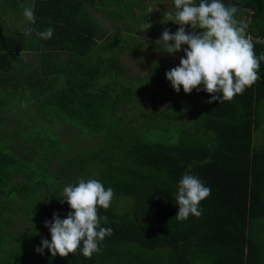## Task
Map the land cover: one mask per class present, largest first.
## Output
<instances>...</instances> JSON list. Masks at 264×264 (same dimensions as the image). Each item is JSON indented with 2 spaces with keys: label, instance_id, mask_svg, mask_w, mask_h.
Returning <instances> with one entry per match:
<instances>
[{
  "label": "trees",
  "instance_id": "16d2710c",
  "mask_svg": "<svg viewBox=\"0 0 264 264\" xmlns=\"http://www.w3.org/2000/svg\"><path fill=\"white\" fill-rule=\"evenodd\" d=\"M11 1L0 0V10ZM147 1L35 0L36 31L51 27L53 37L39 39L34 32L31 39L10 36L12 46L0 43V264H130L137 256L132 254L147 257L162 248H172L171 264H264V62L261 80L231 101L209 103L208 94L198 106L192 99L199 91L193 90L183 94L199 109L195 113L188 101L175 105L185 111L176 109L174 115L167 113L174 105L139 113L140 100L153 89L161 96L174 91L165 73L183 56V46L174 55L165 53L167 60L152 62L150 74L132 88L122 56L127 50L139 58L136 49L153 47L156 39L147 38L148 30L136 31L138 43L105 33L97 14L116 32L122 33L120 24L129 34L148 14ZM169 1L166 11H174ZM224 2L235 6V19L246 24L254 52L264 53V0ZM164 22L153 19L157 38L179 27ZM26 49L41 52L42 77L35 80L17 68L18 52ZM13 96L37 103L28 111L39 104L53 108L59 121L54 127L71 137L21 125L6 108ZM156 119L164 123L148 125ZM185 173L197 176L211 194L200 202L198 218L177 221L173 197ZM80 179H97L113 189L110 207L98 209V216L107 217L101 226L111 228V235L91 258L79 250L66 257H53L47 249L38 253L41 240H50L44 222L70 211L60 203L63 187Z\"/></svg>",
  "mask_w": 264,
  "mask_h": 264
},
{
  "label": "clouds",
  "instance_id": "9594fccd",
  "mask_svg": "<svg viewBox=\"0 0 264 264\" xmlns=\"http://www.w3.org/2000/svg\"><path fill=\"white\" fill-rule=\"evenodd\" d=\"M172 4L174 11H165L163 20L179 27L174 33L165 29L154 43L159 51L168 55H174L182 50V46H187L183 48L179 64L165 73L175 92L179 93L181 88L185 94L193 89L202 90L212 94L209 103H221L231 101L261 80L258 72L261 62H264V53L257 55L254 52L253 36L250 39L246 35V24L235 19V6L227 5L224 0H172ZM21 15L18 29L23 35L30 36L35 32L39 39L53 37L51 27L43 31L31 27L36 22L31 7L23 8ZM151 26V23L143 22L137 30L145 32ZM185 26L192 31L186 32ZM197 29L200 31H195ZM210 194V187L197 176L183 174L173 197L178 206L175 219L183 221L190 215L198 218L202 214L200 202ZM113 196V189L105 188L97 179H80L75 184L64 186L59 199L61 204H67L70 211L65 218L53 213L51 220L44 222L50 240H41L35 250L43 254L47 249L53 257L57 254L66 257L79 250L80 255L91 258L99 251L104 238L112 233L111 228L101 226L107 217L98 216V209L107 210Z\"/></svg>",
  "mask_w": 264,
  "mask_h": 264
},
{
  "label": "rangeland",
  "instance_id": "374dc122",
  "mask_svg": "<svg viewBox=\"0 0 264 264\" xmlns=\"http://www.w3.org/2000/svg\"><path fill=\"white\" fill-rule=\"evenodd\" d=\"M129 1H131V0H129ZM134 1H140V0H134ZM147 2H148V4H146L147 10L149 9L148 11L151 14L153 13V15H155L154 19H156V21L163 20L162 18L164 15V11L170 9V3L171 2L169 0H158V1L153 0L151 4H150V2H151L150 0H148ZM139 3L140 2H137V4H139ZM162 10H163V12H162ZM149 14H146L145 18L141 15L140 16L141 19H138L137 21H135L133 23L134 27H136V28L133 29V31H131L129 34H127L126 32L120 33V32L115 31L116 35L119 38H121V37L122 38H125V37L129 38L130 37L131 39H134L136 43H138V40L136 38L138 36L135 34V32L138 31L137 29L142 26V22L144 19H147L152 24L153 19L151 18V16ZM102 18H104V16H102ZM105 22H107L106 18H105ZM165 24H168V23H165ZM165 24L163 23V27L165 26ZM108 25L111 27L110 24H108ZM119 25L120 24H118V27L123 29V26H119ZM150 32H152V31L151 30L147 31V33H150ZM149 37L156 39V40L158 39L157 34L153 35V32H152V34H149ZM185 47H187V46L184 45L183 48H185ZM124 54L126 56H122V61H123L124 65L128 67L126 77L131 80L130 86L132 88H133V86L138 85L137 80L141 79L142 77H147L150 74L149 69L152 66V62L167 60V58H168L165 55V53H163L162 51H159L157 49L156 45L153 47L149 46V47H147L146 50L143 48H141V50L136 49V54L140 55L139 56L140 59L130 57L129 56L130 54L127 52V50H125ZM178 64H179V60L177 61L176 64H173V65H174V67H176ZM173 65L169 66V70L173 68ZM148 81L149 80H147V83H148ZM198 87L202 88V86H198ZM156 90L157 89H153V91L151 93V95L154 94V95H152L153 97L151 95H147L140 100L141 105L138 106V109H137L139 113H150L152 110H157V111L163 112V111L167 110V108L169 106H172V105H174V107L172 109H170L169 111H167V113L168 112L172 113L171 115H174V112L176 111V109H178V110L181 109V110L185 111V109L176 107L177 105H181V103H183V101H188V102L190 101V97L188 98V100H186V97H188V96L183 94L184 92H183L182 88H181V91L179 93L170 90L171 92L166 93L163 96H161L160 93H156ZM193 90L195 91L196 89H193ZM4 93H5V90H4ZM172 93L175 94L174 97H173ZM207 95H208V93L201 90V91H199L198 95H196L192 99V101L194 103L198 104V106H203L204 100H205ZM12 99L13 100L15 99V101L12 103V105H10L6 108L8 110H10L9 113L11 115L14 114V117L17 119L18 122L19 121L21 122V125L22 124L23 125H34L36 130L40 129V128L47 127L50 132L54 128L55 132L57 131L58 134H60V133L62 134L61 136L66 137V138L71 137V134H69V131H67V133L64 135L65 132L62 131L63 130L62 128L58 130L56 127H54L57 124H59V121H58L57 117L53 116V113H55L53 108L50 109L47 107H42L39 104V109H37V111H35V110L28 111L26 107H28V108L31 107L33 109L38 108L37 103L36 104L31 103L26 98H24L25 101L21 103L18 100L19 97H16V96H13ZM176 100H178L177 104H176ZM194 103L189 102V104H190L189 106H191V108H192V106H194ZM192 110H193V113H195L199 109L192 108ZM16 115H17V117H16ZM34 116H38V117H40V119H37V117L33 118ZM41 119H44V121H43V125L40 127L37 125V123H41L42 122ZM158 119H160V118H158ZM158 119H156V121H154L155 119L154 120H147V123L150 126H152V125L156 126L157 124H163L164 123L163 120H158ZM62 122H65V124L66 123L69 124V123H71V120L70 121L64 120ZM63 127H66V126H63ZM259 136H260V134H259V132H257L255 135V141L256 142L259 141ZM150 139L156 140L157 138L155 135H151ZM154 252L155 251H149L148 254H152ZM163 253L168 257L174 258V256L171 254L172 248L166 249L165 251H163Z\"/></svg>",
  "mask_w": 264,
  "mask_h": 264
},
{
  "label": "crops",
  "instance_id": "0c3cea01",
  "mask_svg": "<svg viewBox=\"0 0 264 264\" xmlns=\"http://www.w3.org/2000/svg\"><path fill=\"white\" fill-rule=\"evenodd\" d=\"M11 4H8L4 6L5 8L0 10V36L2 37V40H0V43L2 44L1 47L6 45V40H8V43H10V46L14 45L15 41L11 37H18L21 40V37L23 36L22 32L18 29V23L22 20V11L25 7H31L33 11L35 10V0H12L10 2ZM149 14V12H148ZM97 16H99L100 21L99 24L101 28L103 29V32L111 34L115 30V28L112 26V24L107 20L105 22V17L102 18L103 15L101 13H98ZM150 16L152 19H154L153 13H150ZM147 23V22H145ZM110 24L111 27L108 25ZM39 24L35 22L34 25H31L35 30L38 28ZM122 26V25H119ZM153 26H151L148 30H151ZM120 31H123L124 29H121L119 27ZM140 31V30H138ZM137 36L138 33L135 32ZM150 33H146L147 38L149 37ZM34 35V32L27 36L31 39V37ZM154 35V32H153ZM11 36V37H10ZM26 37V38H27ZM5 40V41H4ZM4 42V43H3ZM10 52V51H7ZM18 58L20 59V62L18 63L17 68L20 70L19 74H22L29 78V80H35L39 77H42V72L40 69L41 66V52L40 51H33V50H22L18 52ZM62 59L64 62L67 63L68 56H62ZM57 62V60H56ZM52 69V68H50ZM11 87V86H9ZM49 91L54 90V87L52 84L49 87ZM0 93H2V89L0 88ZM259 140H261V137H259ZM165 249H158L155 250L154 253L146 255H139L138 254H132L137 256H132V263L130 264H171L170 258H167V256L163 253Z\"/></svg>",
  "mask_w": 264,
  "mask_h": 264
},
{
  "label": "water",
  "instance_id": "95a60500",
  "mask_svg": "<svg viewBox=\"0 0 264 264\" xmlns=\"http://www.w3.org/2000/svg\"><path fill=\"white\" fill-rule=\"evenodd\" d=\"M250 37H252V36L250 35ZM252 39H253V37H252Z\"/></svg>",
  "mask_w": 264,
  "mask_h": 264
}]
</instances>
